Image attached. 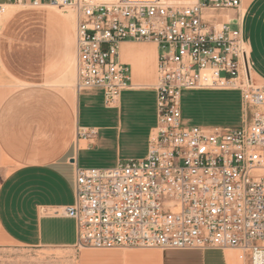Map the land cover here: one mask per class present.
<instances>
[{"label":"built area","instance_id":"built-area-1","mask_svg":"<svg viewBox=\"0 0 264 264\" xmlns=\"http://www.w3.org/2000/svg\"><path fill=\"white\" fill-rule=\"evenodd\" d=\"M241 0H0L75 15V90L101 88L113 106L129 86L124 41L157 45L156 123L141 158L112 167H77L78 248L207 250L235 248L264 264V85L251 81L241 28L212 13ZM236 90L235 126L182 125L181 93ZM85 134V131L80 133Z\"/></svg>","mask_w":264,"mask_h":264},{"label":"crops","instance_id":"crops-1","mask_svg":"<svg viewBox=\"0 0 264 264\" xmlns=\"http://www.w3.org/2000/svg\"><path fill=\"white\" fill-rule=\"evenodd\" d=\"M212 15L241 28L250 49L251 81L264 85V0H241L238 10ZM74 39L75 19L46 20L26 36H0V246L61 250L70 264H249L235 248L76 246L75 220L61 214V207L74 202L76 168L112 167L146 154L156 123L158 48L154 42L121 43L119 60L129 66L130 82L117 102L106 106L101 88L75 90ZM224 92L237 95L232 99ZM235 107L241 119L236 90H186L181 123L192 118L186 125L230 126L219 122Z\"/></svg>","mask_w":264,"mask_h":264},{"label":"rangeland","instance_id":"rangeland-1","mask_svg":"<svg viewBox=\"0 0 264 264\" xmlns=\"http://www.w3.org/2000/svg\"><path fill=\"white\" fill-rule=\"evenodd\" d=\"M171 1L180 3L176 0ZM228 14L232 18L236 16L231 12ZM54 19H72L74 21L75 18L70 11L55 7L42 6L33 8L12 6L9 8L8 13L0 18V36L4 35V32L10 36H26L29 35L30 31L39 29L44 21ZM222 94L224 97L232 99L237 95L235 92H224ZM239 119V109L235 107V109H231L228 117H223V120L219 124L235 126L238 125ZM190 120L193 119L191 118ZM190 120L185 119L182 125L191 124L192 121ZM216 123L212 122V124ZM0 264H70V262L68 256L63 255L61 250L6 245L0 246Z\"/></svg>","mask_w":264,"mask_h":264},{"label":"bare ground","instance_id":"bare-ground-1","mask_svg":"<svg viewBox=\"0 0 264 264\" xmlns=\"http://www.w3.org/2000/svg\"><path fill=\"white\" fill-rule=\"evenodd\" d=\"M193 0H186V1H179L180 3L183 2V3H189V2H192ZM177 3V2H176Z\"/></svg>","mask_w":264,"mask_h":264}]
</instances>
